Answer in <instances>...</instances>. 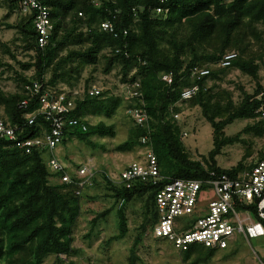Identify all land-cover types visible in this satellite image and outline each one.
<instances>
[{
	"label": "trees",
	"instance_id": "1",
	"mask_svg": "<svg viewBox=\"0 0 264 264\" xmlns=\"http://www.w3.org/2000/svg\"><path fill=\"white\" fill-rule=\"evenodd\" d=\"M35 1L48 9L52 25L44 48L37 45L33 15L22 16L19 13L20 0H0V7L5 9L3 21L15 13L19 15L13 24L4 25L16 31L13 43L20 42L23 50L32 53L28 62L17 61L21 68L14 73L18 91L4 94L0 90L1 116L6 123L20 125L27 138H35L39 134V126H26L23 118L24 113L37 106L36 102H30L25 110L18 107V103L26 98L22 87L31 81L51 87L66 84L71 89L76 86L85 67L102 64V74L116 70L122 84L139 83L149 129L132 126L126 140L115 149L118 152L132 151L142 147L141 137H149L162 179L156 186L134 182L131 188L124 189L113 185L102 174L101 178L111 192L109 196L115 204L119 203L116 210L118 233L109 242L125 236L124 209L131 201H142V232L150 224H155V193L168 180H205L210 172L236 177L239 171L249 168L251 163L246 164L241 159L234 167L222 169L217 166L216 157L222 148L238 141L239 135L226 137L223 132L235 120L253 122L242 130L243 133L264 135L261 116L264 112V84L259 81V70L261 67L264 70V50L256 55H247L246 43L248 38L261 40L254 25L264 27V0ZM156 8L163 11L155 14ZM244 20H247V29L244 28ZM106 21L112 24L116 36L101 30L100 24ZM62 51L65 53L61 54ZM231 52L236 55L229 65L218 66L217 63ZM0 54L16 60L9 45L1 40ZM4 66L7 69L12 67L0 63V69ZM193 67L206 68L209 72L196 80L190 78ZM29 70H32V75H26ZM228 70H237L255 81L254 92H242L238 103L232 100L228 89L216 85ZM164 74H171L170 84L162 81ZM90 80H84L86 89ZM208 80L212 81L211 85H207ZM193 86L198 87L197 92L189 100L179 101L181 91ZM106 95L107 92L102 91L99 96L76 102L69 117L75 118L77 124L65 127L60 145L75 139L95 149L97 145L91 141L92 137L114 136L112 125L102 122L90 125L85 119L92 106L105 118L114 114L119 107V99H104ZM183 105L197 107L212 127L213 147L200 160L189 157L174 117L178 116ZM47 157H50L47 149H32L26 154L0 141V262L41 264L50 255L58 260L59 255L77 254L71 246L73 227L80 215L79 200L85 191L75 196L73 186L58 180L51 184L49 179L56 176L45 165ZM263 158L264 154H261L257 160ZM247 208L255 213L254 206ZM107 212L99 217H105ZM235 239L222 250L193 244L180 253L185 260L195 258L193 264H197L217 251L227 250ZM128 264H135V259L130 257Z\"/></svg>",
	"mask_w": 264,
	"mask_h": 264
},
{
	"label": "rangeland",
	"instance_id": "2",
	"mask_svg": "<svg viewBox=\"0 0 264 264\" xmlns=\"http://www.w3.org/2000/svg\"><path fill=\"white\" fill-rule=\"evenodd\" d=\"M229 1L231 0H226V2ZM4 14L5 9L0 7V40L9 45L16 60H12L8 55L0 54V63L12 66H10L11 69H7L5 66L1 67L0 90L4 94H10L18 91L14 73L20 71L21 68L17 61L28 62L32 53L23 50L20 42L13 43V39L17 37L16 31L4 26L8 23L13 24L18 19V13L13 14L7 21H3ZM246 27H248L247 20H244V28ZM254 27L260 33L261 40L247 39V55H256L264 50V27L261 24L254 25ZM64 53L65 51L61 52V54ZM25 73L32 75V70ZM87 79H91L89 84H101L104 91L107 92L104 99L110 97L119 99V107L110 118H105L93 106L89 107L85 115V119L90 125H96L99 122L112 125L114 136L92 137L91 141L97 145L95 149L73 139L55 150V156L68 166L69 170L89 163L90 166H93L95 174L92 185L84 190L85 192L79 200L80 215L73 227L71 245L76 249L77 254L74 256L59 255L58 260L56 256L50 255L41 264H67L70 261L73 264H128L130 257L135 259V264H193L195 258L185 260L183 255L175 250L170 243L154 239L151 235V224L142 232L140 228L143 221L141 200L131 201L125 206L127 225L125 236L122 239L109 242L118 233L116 210L119 203L115 204L109 196L111 192L107 190L101 178L102 174L104 173L108 179L113 181L127 165L132 162H142L146 149L143 146L136 147L129 152H118L115 149L126 140L129 129L132 126L137 127L127 113L129 106L131 107L134 102L119 96L123 84L119 80L117 71L112 70L108 74H102V64L96 67L87 66L77 79V88L84 87V80ZM221 79L216 85L219 88L228 89L232 93V100L235 103L241 100L242 92L252 94L255 90V81L237 70H228ZM259 81L264 84L262 67L259 70ZM211 84L212 81L208 80L207 85ZM60 85L62 88H68L66 84ZM0 114H2V108H0ZM177 122L181 133L185 134L184 137L181 135V138L189 157L193 160H200L202 156H206L213 147L212 127L203 119L200 110L197 107L181 106ZM252 123L250 120L238 119L224 128V136L239 135V138L236 143L221 149L220 154L216 157L218 167L229 169L241 159H244L246 164L253 163L261 154H264V135L257 136L254 133L242 132L247 125ZM49 181L51 184L58 182L56 178H51ZM205 196L209 200L213 198L211 192ZM203 200L205 199L203 198ZM105 211H109L107 215L103 218L99 217ZM94 219L96 222H93ZM235 240L227 250L217 251L206 261L197 264H264V237L246 240L237 235ZM0 264L6 263L0 262Z\"/></svg>",
	"mask_w": 264,
	"mask_h": 264
},
{
	"label": "built area",
	"instance_id": "3",
	"mask_svg": "<svg viewBox=\"0 0 264 264\" xmlns=\"http://www.w3.org/2000/svg\"><path fill=\"white\" fill-rule=\"evenodd\" d=\"M162 11L157 8L155 13ZM19 13L22 16L33 15L37 45L44 48L52 30L48 9L35 0H20ZM100 28L116 36L110 22L101 23ZM235 55L234 52L226 54L217 63L218 66H228ZM208 72L206 68L193 67L190 78L199 80ZM161 79L170 84L171 74H164ZM60 86L51 87L39 81L23 85L22 92L26 98L18 103V107L25 110L30 102H36L37 106L24 113L23 118L26 126H39V134L35 138L24 137V129L20 125L6 123L0 114V141L26 154L31 153L32 149H47L50 153V157L45 160L48 171L60 183L73 186L74 195L80 196L92 185L95 174L93 166L85 163L69 170L54 152L61 144L65 127L77 124L75 118L69 117L76 102L99 96L104 88L97 83L89 84L87 89ZM121 88L119 96L134 102L127 112L134 124L148 130V117L143 108L144 101L138 81L123 84ZM197 90V86L184 88L179 101L189 100ZM261 116L264 121V112ZM174 117L177 118V115ZM181 135L185 136L184 133ZM140 143L146 149L144 160L132 162L113 181L109 179L113 185L129 189L134 182L156 186L161 181L149 137H141ZM208 192L213 194L211 200L205 198ZM154 200L157 218L151 228V235L154 239L170 243L179 252L193 244L222 250L237 235L246 240L264 237V158L251 163L248 169L239 171L236 177L210 172L209 178L205 180H168L156 191ZM251 206L255 207V213L247 208Z\"/></svg>",
	"mask_w": 264,
	"mask_h": 264
},
{
	"label": "clouds",
	"instance_id": "4",
	"mask_svg": "<svg viewBox=\"0 0 264 264\" xmlns=\"http://www.w3.org/2000/svg\"><path fill=\"white\" fill-rule=\"evenodd\" d=\"M156 9H157V8H156ZM156 9H155V10H156ZM155 10H154V13H155ZM155 14H156V13H155ZM181 134H182V133H181Z\"/></svg>",
	"mask_w": 264,
	"mask_h": 264
}]
</instances>
